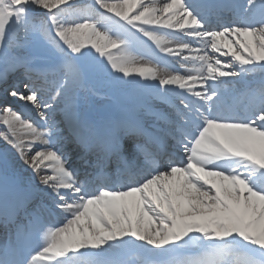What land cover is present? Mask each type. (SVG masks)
Here are the masks:
<instances>
[{
    "label": "snow or ice",
    "instance_id": "snow-or-ice-1",
    "mask_svg": "<svg viewBox=\"0 0 264 264\" xmlns=\"http://www.w3.org/2000/svg\"><path fill=\"white\" fill-rule=\"evenodd\" d=\"M0 228V264H264V0H0Z\"/></svg>",
    "mask_w": 264,
    "mask_h": 264
},
{
    "label": "bare ground",
    "instance_id": "bare-ground-1",
    "mask_svg": "<svg viewBox=\"0 0 264 264\" xmlns=\"http://www.w3.org/2000/svg\"><path fill=\"white\" fill-rule=\"evenodd\" d=\"M81 2H83V3H88V2H90V0H81ZM15 104L13 103V106H14ZM70 146V145H69ZM71 147H75V146H73V145H71Z\"/></svg>",
    "mask_w": 264,
    "mask_h": 264
}]
</instances>
